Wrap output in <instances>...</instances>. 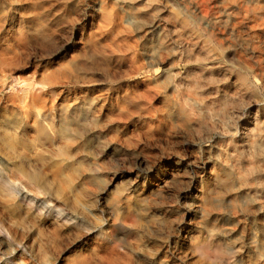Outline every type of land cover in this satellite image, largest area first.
<instances>
[{
  "label": "rangeland",
  "instance_id": "1",
  "mask_svg": "<svg viewBox=\"0 0 264 264\" xmlns=\"http://www.w3.org/2000/svg\"><path fill=\"white\" fill-rule=\"evenodd\" d=\"M209 263L264 264V0H0V264Z\"/></svg>",
  "mask_w": 264,
  "mask_h": 264
},
{
  "label": "bare ground",
  "instance_id": "2",
  "mask_svg": "<svg viewBox=\"0 0 264 264\" xmlns=\"http://www.w3.org/2000/svg\"><path fill=\"white\" fill-rule=\"evenodd\" d=\"M5 75H6V73H5ZM52 81H54V80H52ZM42 85V84H41ZM2 87V86H1ZM4 90V89H3ZM2 90V91H3ZM27 94V93H26ZM19 95V94H18ZM4 104V103H3ZM2 108V107H1ZM53 118V117H52ZM35 153V152H34ZM3 157V156H2ZM14 162V161H13ZM49 174V173H48ZM45 193V192H44ZM203 241V240H202ZM212 247H214V246H212ZM209 248V247H208ZM209 250V249H208ZM200 252V251H199ZM202 252V251H201ZM203 253V252H202ZM219 253V252H218ZM205 256V255H204ZM214 262V261H213ZM218 262H220V261H218ZM210 264V263H209ZM222 264V263H221Z\"/></svg>",
  "mask_w": 264,
  "mask_h": 264
}]
</instances>
